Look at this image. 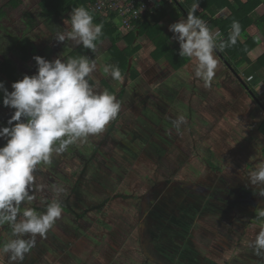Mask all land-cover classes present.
<instances>
[{"label":"rangeland","instance_id":"obj_1","mask_svg":"<svg viewBox=\"0 0 264 264\" xmlns=\"http://www.w3.org/2000/svg\"><path fill=\"white\" fill-rule=\"evenodd\" d=\"M7 1L1 0L0 5ZM22 1L27 8L36 11L41 0ZM70 15L67 14L64 21L70 20ZM19 16L16 12L3 23L0 29L2 50L10 51L7 46L10 39L5 36V31L20 34ZM186 18L183 14L180 17ZM179 20L167 17L160 24L170 45L178 47L179 42L174 39L175 34L169 31V26ZM64 21L55 34L42 25L26 38L38 50L52 55L47 59L49 62L57 58L65 62L68 56L96 61L97 69L91 74L96 91L107 90L116 96L121 110L103 133L75 145L84 154H94L96 168L86 166L67 151L54 156L52 163L45 165L38 197L21 207H33L43 212L46 201L67 195L71 207L80 206L88 211L86 219L80 222L78 216L62 212L53 229L45 237H37L36 247L26 255L23 264H154L153 260L145 259L141 250V246L152 245L139 243L141 202L138 199L155 182L173 179L164 186L167 194L175 192L179 181L210 190L254 191L247 175L264 163V134L260 132L264 110L250 93L254 90L264 102V71L247 65L237 69L238 72L234 70L235 73L215 50L220 65L206 87L194 76V58L183 68L174 70L166 60L156 61L150 57L159 38H143L142 50L131 60L139 77L133 80L128 74L123 80L115 81L102 71L110 58L109 45L104 43L90 52L75 41L60 42L58 34L71 30ZM252 33L256 34V31ZM119 46L125 48L122 42ZM257 53L263 55L264 47H259ZM9 57L19 64L20 73L31 76L34 71L32 61L23 63L11 52ZM252 73L258 79L250 85L246 76ZM0 82L9 92L13 90L4 76L0 75ZM13 112L0 105V126H8L7 120ZM180 115L185 117V124L177 133L171 121ZM212 153L211 160L220 169L218 173L207 164ZM57 187L64 191L57 192ZM167 194L157 199L163 203L156 205V215L163 214L162 209L172 210V200L180 203L175 196L170 199ZM206 200L192 196L189 202L201 208L194 225L183 226L175 233L157 229L160 232L152 235L156 244L152 248L173 264H208L205 258L219 264H264V258L255 256L250 247L256 234L264 229V219H258L259 211L264 208L231 207L230 200H227L229 204ZM100 205L102 209L96 211ZM148 221L142 227L146 231L142 234L145 241L151 239ZM9 240L0 228V247ZM9 256L10 253L0 252V262L13 264Z\"/></svg>","mask_w":264,"mask_h":264},{"label":"clouds","instance_id":"obj_2","mask_svg":"<svg viewBox=\"0 0 264 264\" xmlns=\"http://www.w3.org/2000/svg\"><path fill=\"white\" fill-rule=\"evenodd\" d=\"M198 8L199 0H196L187 18L171 24L169 31L179 42L180 55L195 59L194 76L208 87L220 65L215 55L218 36L195 14ZM64 23L71 30L58 34L60 42L68 39L96 50L103 25L94 24L87 9L73 8L70 20ZM232 29L229 43L235 45L240 34L239 23L234 21ZM33 59L38 66L36 75H25L14 82L11 92L0 82L3 106L14 110L7 120L8 126H0V139L6 141L0 147V226L7 224L15 237L4 243L0 252L10 253L13 264H23L26 255L36 247L37 237H45L63 211L58 199L48 203L43 212L21 207L35 199L31 193L37 167L51 164L53 157L66 152L69 146L84 144L90 137L103 133L121 110L116 96L107 90L98 92L90 85L91 74L97 69L96 61L86 57L69 58L67 62L59 58L49 62L40 56ZM102 71L115 81L123 80L117 66L105 65ZM245 88L248 91L246 85ZM171 123L179 133L185 117L180 115ZM247 179L254 194L264 198V163L250 171ZM56 191L62 193L64 189L57 187ZM258 219H264V210L259 211ZM250 247L255 256L264 258V229L256 234Z\"/></svg>","mask_w":264,"mask_h":264},{"label":"trees","instance_id":"obj_3","mask_svg":"<svg viewBox=\"0 0 264 264\" xmlns=\"http://www.w3.org/2000/svg\"><path fill=\"white\" fill-rule=\"evenodd\" d=\"M96 1L97 0H89L90 3H95ZM194 2H196V0H186L183 5H173L161 8L155 15L145 17L142 21H137L136 29L128 34H123L120 32L118 24L116 23L117 14L113 13L111 10H108L105 13L91 12L85 2L81 0H41L36 11L27 8L22 0H8L3 5H0V29L3 28V23L9 20L10 17L17 12L20 14L17 24L20 34H10L4 30L5 36L10 39V42L7 45L9 46L8 49L10 51H6V49L2 50L0 45V55L3 57V60L0 61V75L4 76L11 85L14 82L22 80L25 76L20 73L19 64L14 59L9 57V52H11L23 63L27 64L32 61L34 71L31 76L36 75L38 66L33 58L35 56H40L47 60L50 58L49 53L45 50L39 51L34 43L26 38V36L34 29L42 25L49 31V33L55 34L59 30V24L64 21L65 16L67 14H71L72 9L76 7H84L93 16L94 24L103 25L102 35L96 41L97 47L104 43L109 45L108 53L110 58L107 61V65L110 64L119 67L123 78L128 74L133 80L139 77V72L133 66L131 60L142 50L141 40L143 38L150 40L159 38V42L156 44V49L150 54L152 59L156 61L166 60L174 70L181 69L186 66L191 59L182 57L180 55L179 47L170 45V40H168L169 38L160 24L167 17H170L173 21H178L182 14L187 17V13L191 9ZM261 6H264V0H199V8L195 14L206 22L211 32H219L216 34L218 39L217 48L215 50L228 64V66L233 69V71L236 70V72H238L239 68L247 65H253L254 69L259 68L264 71V54L261 55L256 62H253L249 58V53L253 51L258 44L257 38L250 34L249 28L255 27L264 35V14L260 15L258 13V8ZM223 11L225 12V16L221 17L220 15L223 14ZM234 21L238 22L240 25V34L237 38L236 44L232 45L229 43V37L233 31L232 24ZM1 39L2 38L0 37V40ZM120 42L125 44L124 49L120 48ZM221 43L224 44V47L219 46ZM86 50L93 52L91 49ZM69 58L73 57L68 56L64 61L67 62ZM89 83L90 85H95L92 78L89 80ZM251 91L252 93L250 95L260 102L259 104L264 110V102L259 99L258 94L254 90ZM2 101L3 93L0 92V105L3 106ZM260 132L264 134V123L260 127ZM5 143L6 141L0 139V147H3ZM67 152L76 156L86 166L93 165V160L95 159L94 154H84L75 145L69 146ZM262 155L264 157V147L262 149ZM210 156L211 157L207 159V164L211 169L218 173L220 169L211 160V158H213V153ZM45 168V165H40L34 173L35 180L32 186L31 194L35 198L38 197L39 185L41 183L40 177L41 174L44 173ZM184 186L185 185L180 184L175 189L178 199H181V196L186 197V195L192 193L204 199H214L228 204L229 202L227 200H230L231 207L251 205L256 209L264 208V198L254 194V191L251 190H210L209 188L206 189L205 187H196L195 185H192V189L188 190L184 189ZM55 200H57V198ZM58 200L62 202V212L66 215L72 217L74 215L78 216L79 222L85 218L88 209H81L82 207L80 206L78 207L79 209L71 207V200L69 196L60 195ZM51 202L52 201L49 200L46 201L47 204ZM195 207H198L197 204L191 206V213L184 215L188 221H191L192 215H195L196 212H200V208H197L195 211ZM96 208H98L96 211H100L102 209L101 206ZM143 217L144 215L141 217L142 221L139 223L141 235L140 241L143 238L142 234L146 233V231L142 230V227L145 226L144 222L146 221V218L142 219ZM19 218L20 217L18 216V219ZM178 220L181 219L178 218ZM84 222L88 224V221ZM0 228L9 239L15 238L12 235L11 228L7 224L0 226ZM150 236L152 237V234ZM152 247L141 246V250L146 256L145 259L147 261L153 260L154 264H173ZM205 262L208 264H219L208 258H205ZM2 264L10 263L3 262Z\"/></svg>","mask_w":264,"mask_h":264},{"label":"flooded vegetation","instance_id":"obj_4","mask_svg":"<svg viewBox=\"0 0 264 264\" xmlns=\"http://www.w3.org/2000/svg\"><path fill=\"white\" fill-rule=\"evenodd\" d=\"M92 168H96L95 163H93ZM172 180L173 179L168 178L166 181H160V182H157V183L155 182L151 186V188H149V190L146 192L145 195L139 196L138 202H141V204H139V209L140 210L138 212L139 213V217H140L139 221H142L141 217L143 215H144V217L142 219L146 218L145 220H149L148 221L149 226H150L149 231H151V233H148V234H149V239L151 238L150 241L152 240L151 242L148 241V240L145 241V238L143 237L141 239V241L139 242L140 245H152V246L156 245V244H154V239L152 237L160 232V231L159 232L156 231L159 228L164 230V231H167V232L175 233L179 229H181V227H183V226H189V225L193 226L194 223H195L196 217H198L200 212H201V208H200V212H196L195 215L191 216V221H188V219L185 218L184 215H188L189 213L192 212L191 206H194L195 203L192 204L189 201H190L192 196H196V195L191 193V194L186 195V197L185 196H183V197L181 196L180 197L181 199H178V197H177L175 192L172 193V194H167V190L165 189L164 186H165L166 183H169ZM179 184L185 185L184 189H188V190L192 189L191 186L193 185V184L189 185L186 182L183 183L182 181H179ZM161 187H163L164 190L160 191L159 189ZM198 187H200V186H198ZM166 194L170 196V197L168 196L170 199H171V197L175 196L176 200H178L180 203H175L172 200V202L174 203L172 210L171 209H168V210L162 209L161 212L163 214L160 213V215H156L155 214L156 205H158L159 203H163V202H160L157 199L161 198L160 195L163 196V195H166ZM197 197H199V196H197ZM199 198L202 199V197H199ZM210 200L211 199H207L206 201H210ZM212 200H214V199H212ZM178 201H176V202H178ZM105 203H103V204H105ZM164 205H165V203H164ZM100 206L102 207V205H100ZM100 206H98V207H100ZM178 218L181 219V220H178ZM151 234L153 235L152 237L150 236ZM204 260H203V263H204Z\"/></svg>","mask_w":264,"mask_h":264},{"label":"built area","instance_id":"obj_5","mask_svg":"<svg viewBox=\"0 0 264 264\" xmlns=\"http://www.w3.org/2000/svg\"><path fill=\"white\" fill-rule=\"evenodd\" d=\"M84 1L88 9L94 13H105L111 10L117 14L116 23L123 34L136 29V22L151 17L161 8L183 5L186 0H97L90 3Z\"/></svg>","mask_w":264,"mask_h":264},{"label":"crops","instance_id":"obj_6","mask_svg":"<svg viewBox=\"0 0 264 264\" xmlns=\"http://www.w3.org/2000/svg\"><path fill=\"white\" fill-rule=\"evenodd\" d=\"M261 10V11H260ZM223 14L225 13L224 11L222 12ZM258 13L260 14V15H263L264 14V6H261V7H259L258 8ZM253 30H255L256 31V34H253L252 32H253ZM249 32H250V34L252 35V36H254V37H256L257 38V40H258V44H257V46L255 47V49L253 50V51H251L250 52V54H249V58L253 61V62H256V60L262 55V54H259L258 55V53H257V50L259 49V47L260 48H262V47H264V35L262 34V33H260L255 27H251V28H249ZM257 32H259V35H258V33ZM262 39V40H261ZM172 44V43H171ZM173 45V44H172ZM171 45V46H172ZM176 46V45H175ZM178 47V46H177ZM179 48H180V46H179ZM39 51H42V50H39ZM49 57L51 58L52 57V55L49 53ZM49 58V59H50ZM254 73V72H253ZM250 74L249 76H246V82H248L250 85H253L254 84V82H255V80L256 79H258V76H254V74ZM263 82H264V80H263Z\"/></svg>","mask_w":264,"mask_h":264},{"label":"water","instance_id":"obj_7","mask_svg":"<svg viewBox=\"0 0 264 264\" xmlns=\"http://www.w3.org/2000/svg\"><path fill=\"white\" fill-rule=\"evenodd\" d=\"M221 59H223V58L221 57Z\"/></svg>","mask_w":264,"mask_h":264}]
</instances>
